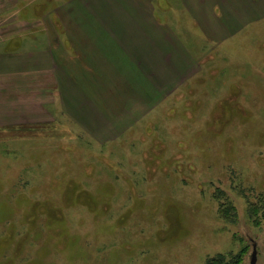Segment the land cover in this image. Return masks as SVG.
I'll use <instances>...</instances> for the list:
<instances>
[{"label": "rangeland", "instance_id": "obj_1", "mask_svg": "<svg viewBox=\"0 0 264 264\" xmlns=\"http://www.w3.org/2000/svg\"><path fill=\"white\" fill-rule=\"evenodd\" d=\"M115 1L0 2V264H264V0Z\"/></svg>", "mask_w": 264, "mask_h": 264}, {"label": "crops", "instance_id": "obj_2", "mask_svg": "<svg viewBox=\"0 0 264 264\" xmlns=\"http://www.w3.org/2000/svg\"><path fill=\"white\" fill-rule=\"evenodd\" d=\"M14 1V4L13 5H16V1H20V0H0V2H13ZM70 1V0H69ZM77 1H84V0H77ZM95 3H98L97 4V6L99 7V5L101 4V3H103V1L105 2H107V1H111V0H93ZM114 1V3H116V1L115 0H113ZM121 1H125V2H127L128 0H121ZM131 1H133V0H131ZM136 1H138V0H136ZM140 2H150V0H139ZM100 3V4H99ZM103 5V4H102ZM107 6V5H106ZM112 6V5H111ZM98 7H96L95 6V8L92 10V14H91V17H92V19H98V18H100L99 17V15H98V12L99 11H101V10H98ZM113 8L111 9V12H113L115 9H116V7L115 6H112ZM126 10V9H125ZM125 10H123V11H125ZM109 11H110V9H109ZM109 11H107V13L109 12ZM117 11H120V10H117ZM144 11H145V9H144ZM65 13V11H62V10H59V13H58V15H59V17L62 19V17H63V14ZM86 13V14H85ZM11 15H10V17L11 16H14V14H16V12L15 11H12L11 13H10ZM119 14V13H118ZM51 15H52V13L50 12V17H51ZM124 15H126L125 13H124ZM88 14H87V10L86 9H80V8H77L76 9V12H75V17H77V18H79V19H81L82 20V18H88ZM1 17V16H0ZM2 17H4V16H2ZM113 17H115V16H113ZM103 18H105V17H103ZM102 18V19H103ZM108 19V22H107V25L109 26V27H105V28H109L110 30L109 31H111V32H113V34H115L117 31H115V30H113L111 27H114V26H112L110 23H111V21L109 20L110 18H107ZM2 20V19H1ZM113 22H115V20L113 21ZM93 23H94V21H93ZM102 23H104L105 24V22H104V20L102 21ZM116 23V22H115ZM199 26H201L200 24H199ZM203 27H205L204 26V24H203ZM92 30H90L87 26H84V27H81V34H86V33H92V34H97V35H100L101 33L100 32H96V31H94V29L95 28H93V25H92ZM50 32V31H49ZM104 33V32H103ZM47 36L49 35V33H45ZM113 34H112V36H113ZM107 35H109V34H107ZM109 38L110 37H107L106 39L108 40V41H110L109 40ZM99 39L100 38H97V40L96 41H94V42H92V50L93 49H95V47H94V45L99 41ZM47 40H49L48 39V37H47ZM113 40L115 41V36L113 37ZM108 41H106V43L108 42ZM49 42V41H48ZM79 43V47H81V46H84L85 44L84 43H82L81 41L80 42H78ZM102 43H105V42H102ZM111 43H115V42H111ZM33 44H35V42H32V43H29L28 44V47H29V45H33ZM107 47H108V50H112V49H114V48H112V46L109 44H107ZM46 52V51H45ZM49 52V51H48ZM44 54H46V53H44ZM43 54V55H44ZM109 56V55H108ZM110 57V56H109ZM93 58H97V55H96V53H95V56H93ZM110 62V61H109ZM111 63H112V61H111ZM93 70H94V68H93Z\"/></svg>", "mask_w": 264, "mask_h": 264}]
</instances>
